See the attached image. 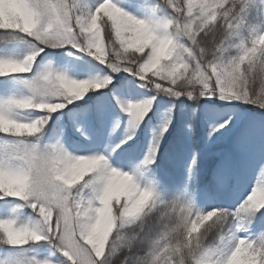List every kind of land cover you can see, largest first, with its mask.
<instances>
[{
    "label": "snow or ice",
    "instance_id": "6c2138e0",
    "mask_svg": "<svg viewBox=\"0 0 264 264\" xmlns=\"http://www.w3.org/2000/svg\"><path fill=\"white\" fill-rule=\"evenodd\" d=\"M161 3L169 10L165 18H140L113 0H97L94 6L81 0H0V17L6 9L13 13L0 19V30L26 37L34 46L23 59H0V77L29 74L46 49L70 48L92 57L113 74L128 73L144 87L176 99L219 98L264 109V31H247L248 0ZM111 82L110 77L74 80L46 68L26 82L30 96L0 103V134L19 138L0 152V201H19L14 211L28 208L39 217L35 227L0 219V243L20 247L47 241L68 264H111L114 233L144 222L157 210L158 230L143 264H230L240 249L257 264H264V237L257 242L235 235L247 217L264 210L253 202L254 193L264 189V184L254 186L234 213L225 209L201 213L190 202L180 201L156 209L153 189L141 187L134 173L112 166L105 156H73L58 142L39 143L52 114ZM152 102L121 108L138 125ZM14 110L47 115L26 121L15 118ZM229 123L213 128L210 138L223 135ZM170 124L169 119L161 137ZM28 138L36 142H25ZM155 154L153 148L144 164L153 163ZM81 157L99 164L85 171L78 166ZM216 179H229L226 166ZM118 185L120 194L116 193ZM86 187L92 189L91 196L84 193ZM210 213L214 215L205 219ZM213 230L214 246H209L207 238ZM121 264H127V259Z\"/></svg>",
    "mask_w": 264,
    "mask_h": 264
},
{
    "label": "rangeland",
    "instance_id": "374dc122",
    "mask_svg": "<svg viewBox=\"0 0 264 264\" xmlns=\"http://www.w3.org/2000/svg\"><path fill=\"white\" fill-rule=\"evenodd\" d=\"M96 2L97 0H81V3L87 6H94ZM113 2L140 18L153 16L164 18L159 16L154 9L147 10L142 7H134L132 6L133 3L125 0H113ZM247 19V31L252 29L264 31V0H248ZM54 50L63 51L58 55L45 57L39 65L38 71L32 77L22 79L28 91L30 89L26 82L31 81L46 68L65 74L74 80L103 81L107 78V75L102 73L101 66L92 57L70 48ZM135 80L130 81L131 88L117 87L113 89V94L100 95L97 99H93L87 108L81 110L82 115L76 121V128L84 138L94 136L86 141L89 143L87 146L80 142H72L67 131L68 125L64 124L57 128L56 135L49 138L50 140L47 141L46 145L58 142L73 156L103 155L112 166L134 173L137 183L141 187L153 189L157 199L160 189L158 169H151L149 165L144 164V161L151 156L153 148H156L155 160L158 158L161 143L176 121H183L188 127L187 108L190 104L199 103L201 105L198 112L199 131L195 139L193 138L191 154L193 152L198 153V155H194V159L198 162L205 157L208 160L213 159L215 162L211 168L204 164L200 165L199 168L193 167L194 165L186 168L187 178L195 185L191 191L187 189L182 191L178 201L181 203L190 202L193 209L201 213L222 209L220 208L223 206L222 203H216L213 195L203 191L204 177L206 173H211L214 181L221 188H230V198L235 204L234 210L230 213L236 212L252 188L258 184H264V174L261 172V167L264 166V109L253 104L237 101L228 102L219 98L189 100L187 97H181L176 99L163 93L156 94L157 92L152 93L151 91V95H148L141 89V84H137ZM112 96L117 99L118 104L115 103ZM2 101L3 98L0 96V103H3ZM147 101H153L151 105L153 116L146 121L143 120L138 125H135L133 118L121 108V105L140 104ZM61 112L63 115L67 113L69 117L75 118L79 110L67 106ZM93 113H98V121H100L99 129H94V131L88 129L89 125L92 126L93 124L91 116ZM13 115L15 118L21 119L18 114ZM169 119L171 124L168 131L161 137V131ZM226 121H230V123L227 128L222 130L224 134L216 133L210 138L209 133L212 129ZM133 133L141 135V137L136 140L130 150L121 152L122 147L118 146L124 145L123 138ZM84 138L82 140H85ZM180 152V150L170 148L169 153H167L168 160L177 159ZM224 166H226L229 177L226 182L216 179ZM238 167L249 169L248 176H242V180L240 174L234 173ZM83 191L87 196L92 194V189L83 188ZM121 191L122 189L118 185L116 193L120 194ZM12 213L11 208H8L2 218L13 219L18 225L35 227L39 224V217L33 212L29 211L30 215L22 213L16 214V216ZM213 219L215 218L213 217ZM208 223H211V220L205 222V226ZM243 225V229L235 235L259 242L260 235L258 233L263 230L264 234V210L247 217L243 221ZM200 231H203V226ZM214 236L215 230L208 236L207 242L214 239ZM18 253L27 258L26 264H36V262L44 264L45 261L48 264H68L62 253L53 248L47 241L21 246L18 248ZM2 264H18V262L15 256H11L10 258L7 257Z\"/></svg>",
    "mask_w": 264,
    "mask_h": 264
},
{
    "label": "trees",
    "instance_id": "16d2710c",
    "mask_svg": "<svg viewBox=\"0 0 264 264\" xmlns=\"http://www.w3.org/2000/svg\"><path fill=\"white\" fill-rule=\"evenodd\" d=\"M126 2H131L133 4L143 5L144 9H154L159 16L166 17L169 15V10L165 9L161 3V0H125ZM158 5H160L158 7ZM33 44L26 37H22L18 34L5 33L0 30V59H23L24 56L30 53L33 50ZM64 50V49H63ZM63 50H54L46 49L45 52L38 58L36 64L33 67V70L29 74H14L6 77H0V96L3 98L2 102H5L10 99H21L31 95V91H28V88L25 82H22L23 78L32 77L37 71L41 62L45 57H51L62 53ZM98 63V62H97ZM102 73L107 75L106 77L111 78V84L107 87L90 91L82 100L75 101L74 103L68 105L79 110L75 118L69 117L67 113L64 115L63 112L58 111L52 114L51 119L49 120L42 137L39 141L41 145H46L49 138L56 135L57 128L60 125H68V133L70 135V140L72 142H81V133L77 130V119L81 117L83 109L88 107V104L97 99L100 95H108L109 93L113 94L112 91L117 87H130V81L135 80L137 84H141L143 91L148 95H151L150 91L156 92L154 89H149L143 86V82L139 81L134 76L129 75L128 73L120 72L118 74H113L109 68L104 65H101ZM138 85V87H139ZM158 94V93H156ZM131 97V96H130ZM115 103L118 104L117 100L113 97ZM201 105L190 104L187 108V117H188V127L183 121H176L170 128V131L166 134L165 138L161 143V149L158 153V158L151 164H148L151 169H158L160 189L158 192L156 203V209H162L164 204L171 203L172 201H178L180 193L185 189L191 191L193 190V182H190L187 178L185 172L187 167L196 166L199 168L200 165H207L211 168V165L215 160L208 158H203L198 162L194 159V155H198L197 152L191 154L192 143L196 137V134L199 131L198 123L199 117L198 112ZM13 114H18L22 120H35L42 116H46L47 113L38 112L36 110H14ZM15 116V115H14ZM93 124L92 127L97 129L99 127L100 121H98V113H93ZM152 109L143 117V120H148L152 117ZM131 137V139H128ZM141 135L133 133L128 136L125 140L127 143L122 146L121 152L123 150H130L133 144L139 139ZM194 138V139H193ZM19 138L6 136L0 134V152L4 151L6 147L11 144H14ZM26 142L35 143V138H28ZM170 148L175 150H180V155L175 160H168L167 153H169ZM77 156V155H76ZM193 159V160H192ZM206 159V160H205ZM195 160V164L193 161ZM203 191H206L216 200V203H222L223 206L220 208L232 212L234 209V203L231 201V192L230 189L221 188L216 182H214L211 173H206L204 181L202 184ZM86 190H91L90 187H86ZM124 196L120 195V202L123 203ZM21 203L16 201L14 203H6L5 201H0V219L2 215L5 214V211L8 208H11L12 214L30 215L29 211L31 209L24 208L22 210L17 209V205ZM115 204V200L113 201ZM157 222H158V211L154 210L146 220L142 223L138 222L137 224L125 226L123 229L118 230L114 233L112 241H110V260L111 264H121V261L127 259V264H143L145 258L147 257V249L149 248L150 241L155 239L157 232ZM260 239L263 237V230L258 233ZM122 237V238H118ZM209 246H214V239L207 242ZM37 244V243H36ZM21 247V246H20ZM115 248V252H111L112 248ZM19 247L9 246L4 243H0V264L4 260L15 256L18 264H26L27 258L21 256L18 253ZM20 255V256H19ZM31 264V263H29Z\"/></svg>",
    "mask_w": 264,
    "mask_h": 264
},
{
    "label": "clouds",
    "instance_id": "9594fccd",
    "mask_svg": "<svg viewBox=\"0 0 264 264\" xmlns=\"http://www.w3.org/2000/svg\"><path fill=\"white\" fill-rule=\"evenodd\" d=\"M13 13L9 10H5L4 16L0 17V19L6 20L8 17H10ZM56 107H59L58 105ZM79 160V167H82L85 171H89L92 168L96 167L99 164V161L93 160L90 158L86 157H81L78 158ZM115 171V169L113 170ZM255 199L253 200L254 203L264 206V189L260 190L259 192L254 193ZM250 200L253 198L250 197ZM211 215H214V213H210L209 217H206L205 219H208L211 217ZM241 257H246V253L244 252L243 249H240L238 251V255L235 256L231 261L230 264H257V261L255 260L254 257H246V258H241Z\"/></svg>",
    "mask_w": 264,
    "mask_h": 264
},
{
    "label": "bare ground",
    "instance_id": "6f19581e",
    "mask_svg": "<svg viewBox=\"0 0 264 264\" xmlns=\"http://www.w3.org/2000/svg\"><path fill=\"white\" fill-rule=\"evenodd\" d=\"M248 172H249V169L247 168H242V167H238L234 170V173H237L238 175L240 174V178L241 180L243 179L242 176H248ZM247 179V178H246Z\"/></svg>",
    "mask_w": 264,
    "mask_h": 264
}]
</instances>
